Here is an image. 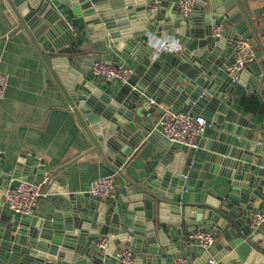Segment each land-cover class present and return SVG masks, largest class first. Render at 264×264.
Instances as JSON below:
<instances>
[{
  "label": "water",
  "instance_id": "1",
  "mask_svg": "<svg viewBox=\"0 0 264 264\" xmlns=\"http://www.w3.org/2000/svg\"><path fill=\"white\" fill-rule=\"evenodd\" d=\"M151 1L7 0L18 28L41 54L48 82L64 93L87 129L93 143L88 153L97 152L108 174L125 183L120 206L89 192H69L60 169L41 159L32 165L19 161L10 174L0 171V264H118L116 254L124 248L133 251L134 264H174L179 255L208 264L211 253L193 240H173V229L183 224L190 232L199 226L230 235L215 248L216 264H264V227H250L252 212L264 199V144L227 134L239 124L236 132L249 138L241 127L252 124L232 108L233 94H241L240 83L226 71L234 56L226 61L227 52L220 49L225 39L212 34L221 18L225 37L234 44L248 32L242 38L252 39L258 35L253 14L242 0H196L187 16L180 0H161L162 12H150ZM173 1L178 9L167 17L163 8ZM170 36L178 49L158 51L150 42ZM121 56L138 63L125 85L88 72L85 77L77 69L84 61H92L91 67L100 61L122 63ZM135 76L144 80L136 82ZM253 83L264 102L262 68ZM143 94L160 98L165 108L191 106L192 114L203 115L214 128L205 139L210 152L194 157L188 146L136 121L131 109ZM157 138L166 151L163 159L152 162L154 168L136 167L137 147ZM206 173L226 178L227 185L211 186ZM33 175L45 183L44 195L35 212L20 220L1 198L11 180ZM104 238L107 246L100 249Z\"/></svg>",
  "mask_w": 264,
  "mask_h": 264
},
{
  "label": "crops",
  "instance_id": "2",
  "mask_svg": "<svg viewBox=\"0 0 264 264\" xmlns=\"http://www.w3.org/2000/svg\"><path fill=\"white\" fill-rule=\"evenodd\" d=\"M242 2L247 10L252 12V21L258 34L257 36L253 35L250 39L255 49L256 60L241 72L239 78L243 81H239L241 94H233L232 108L244 116L252 125L241 127L249 133V138L240 132H236L237 128H240L238 127L239 124H235L233 127L235 130L232 129L227 134L251 141L262 140L264 144V102H262V97L257 96L252 90L257 70L262 68L264 74L262 65L264 62V0H242ZM177 9L173 1L166 4L163 12L167 17H171ZM158 10L162 12V8ZM195 13L196 16H199L197 12ZM217 22H222L221 18ZM244 35L250 36L249 32ZM222 38L225 40L221 42L220 49L227 52L225 58L226 61H230L235 52L234 41L230 37L226 38L225 32H223ZM115 53L117 52L115 51ZM121 57L124 60L122 64L136 69L137 61L125 56ZM91 64L92 61H84L82 64L80 63L77 69L85 77H87V72L91 75L90 77H93L95 74L91 71ZM44 67V60L33 41L23 29L18 28V22L8 8L7 0H0V71L8 76L5 98L2 101L0 110V171L10 174L14 172L19 161L24 162L26 165H32L34 160L41 159L49 164L51 169H60L59 175L66 180L69 192L77 195L89 192L93 180L109 174L97 152L88 153L93 143L87 129L64 93L53 86L51 82H48L44 74ZM91 80L93 81V78ZM133 80L140 82L144 80V77L135 76ZM147 91L151 92L150 89ZM253 95L262 103L263 107L260 112H252L245 106V98ZM156 100L160 103V107L151 106L149 98L143 94L138 101L131 102H135L131 113L135 115L136 121L149 122L155 129H158L157 125L165 107L160 98H156ZM181 110L184 109L181 108ZM190 110L191 106H188L187 111ZM213 130V127H207L206 134L200 141L199 147L191 149V155L199 158L205 157L209 151L208 141H205V139ZM161 139L157 138L154 143L145 139L140 143L132 158L136 167L150 166L154 168L156 164L153 166L151 163L163 159L166 151L160 144ZM223 144L232 149L237 148L232 143ZM174 158L177 159L176 156ZM206 175L212 180L211 186L213 187L216 183L226 184V178L222 176L211 173H206ZM28 179L42 184L45 190V183L40 182L37 175L29 176ZM115 179L117 197L116 199H107L109 202L118 201L121 206V188L125 182L117 175ZM14 181H17V179H14ZM1 184L0 179V186ZM1 205H5L2 198ZM263 208L264 199L256 209ZM8 212L20 220L28 217L13 214L10 210ZM246 223L248 224V220ZM197 229H199V226ZM173 230L177 235L173 240L176 243H186V236L188 237L191 233L188 225L183 224ZM214 235L216 242L210 252L212 257L216 256L215 248L217 244L224 238L230 237L229 234ZM194 260V257L188 258V264H194Z\"/></svg>",
  "mask_w": 264,
  "mask_h": 264
},
{
  "label": "built area",
  "instance_id": "3",
  "mask_svg": "<svg viewBox=\"0 0 264 264\" xmlns=\"http://www.w3.org/2000/svg\"><path fill=\"white\" fill-rule=\"evenodd\" d=\"M161 0H152L148 5L150 12H156L159 9ZM196 5V0H180L179 6L181 13L187 16L191 13ZM225 25L223 22H216L213 25L212 34L215 38H221ZM151 44L158 50H176L179 45L173 37L164 39L151 38ZM256 53L253 43L250 39L239 38L235 43L234 63L227 66L226 71L233 83L239 82L241 72L249 65L255 62ZM95 75H100L108 81L128 84L135 74V69L131 66L122 63L112 62H95L91 67ZM8 85L7 74L0 71V110L2 101L5 98L6 88ZM149 104L153 107H160V103L150 97ZM208 124L203 115H194L187 110H175L172 107L165 108L158 122V129L172 142L188 146L190 149H197L200 141L206 134ZM89 193L94 196L113 198L117 197L116 179L114 175H106L97 178L91 182ZM44 195L42 184H38L30 179L11 180L7 185L2 201L8 209L17 215L29 216L33 213L40 197ZM250 227L253 231L264 227V208L255 209L251 215ZM189 240H193L200 248L211 252L213 249L216 237L210 230L197 229L191 232L188 236ZM108 240L106 238L98 244L100 249H105ZM118 264H134L135 255L131 249H123L116 254ZM188 258L179 255L174 259V264H188ZM213 257L208 261V264H216ZM234 264H242L235 262Z\"/></svg>",
  "mask_w": 264,
  "mask_h": 264
},
{
  "label": "trees",
  "instance_id": "4",
  "mask_svg": "<svg viewBox=\"0 0 264 264\" xmlns=\"http://www.w3.org/2000/svg\"><path fill=\"white\" fill-rule=\"evenodd\" d=\"M245 106L248 110L252 112H260L262 111V103L257 99L256 96H248L245 98Z\"/></svg>",
  "mask_w": 264,
  "mask_h": 264
}]
</instances>
